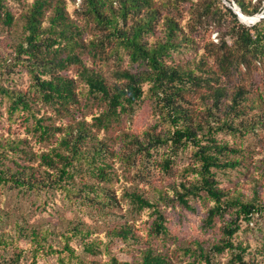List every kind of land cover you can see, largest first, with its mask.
<instances>
[{
  "label": "rangeland",
  "instance_id": "obj_1",
  "mask_svg": "<svg viewBox=\"0 0 264 264\" xmlns=\"http://www.w3.org/2000/svg\"><path fill=\"white\" fill-rule=\"evenodd\" d=\"M33 1L8 0L15 20L11 26L0 25V88L3 86L30 97H34L35 91L34 81L25 67L28 62L25 57L18 63L10 59L16 46L24 41L25 15ZM197 1L180 6L181 24L186 34H189L192 4ZM79 3L80 0H66L73 20H77L75 11ZM221 4L237 5L234 0H222ZM260 28L264 29V23ZM93 36V30L85 33L86 40ZM211 41L218 44L217 33L203 30L189 39L186 46L170 51L166 63L184 71L191 70L197 76L213 78L214 85L218 64L205 50ZM83 58L91 68L102 70L109 83L116 82L114 61L102 66L94 63L89 55ZM258 67L251 75L235 70L220 83L228 92L221 99L225 103L238 86L248 89L244 105L253 107L245 108L246 112L238 118L226 116L223 106L218 109L213 105L210 87H197L184 93L183 104L194 122L202 127L199 129L202 142L214 138L237 150L224 157L237 162V166L216 171L219 187L229 197L254 203L262 209V212L255 211L250 220H240L239 231L229 239L237 249L223 252L214 248L226 240L223 229L236 218V210L231 208L224 218H218L213 227L207 228L204 220L214 202L206 194L191 197L192 209L174 202L177 193L184 190L181 184L190 186L197 179L194 170L198 164L191 145L177 152L171 147L169 140L174 124L165 102L149 91L150 85L144 86L143 97L132 109L123 112L109 129L97 131L92 125L94 117L99 116L106 105L86 97L87 86L79 78L77 67L71 66L63 73L76 79L80 94L72 113L60 116L47 105L38 102L35 105L38 117H47L48 122L62 128L56 138L46 142L34 135V124L25 119L24 112L11 114L10 102L0 91V150L5 149L6 156L8 154L5 160H10L6 163L12 166L13 172L24 167L44 171L38 157L55 148L56 140L76 130L79 122H85L94 137L83 149L92 154L96 147L103 146L104 153L98 163L108 164L110 174L108 181L99 180L87 171L85 163H78L71 185L79 192L71 195L65 190L36 192L17 187L11 180L0 182V264H12L16 259H19L17 264L34 261L36 264H111L112 258L137 264L147 249L163 254L168 264H240L236 258L239 253L247 264H264V64ZM121 68L137 71L128 59ZM144 69L141 68V72ZM135 139L138 141L134 143ZM19 142V151L7 153L8 144ZM138 142L141 145H137ZM167 159L172 162L169 171L164 169ZM85 184L97 192H84ZM103 190H107L110 197L102 196ZM132 192L159 205L165 216L166 233L158 237L151 234L153 209H137L129 197ZM99 195L102 196L99 201L88 200ZM125 227H130L135 237L125 240L118 236L119 230ZM89 243L98 246L95 252L85 249ZM66 245L73 249L74 255L65 251Z\"/></svg>",
  "mask_w": 264,
  "mask_h": 264
},
{
  "label": "trees",
  "instance_id": "obj_2",
  "mask_svg": "<svg viewBox=\"0 0 264 264\" xmlns=\"http://www.w3.org/2000/svg\"><path fill=\"white\" fill-rule=\"evenodd\" d=\"M76 1V0H73ZM193 0H80L75 11L77 20H73L66 7V0H34L25 15L24 41L13 51L10 61L20 62L25 57L26 68L34 81V97L1 86L0 91L10 102L11 114L24 112L25 119L33 122L32 132L41 142L51 141L62 132L55 124L48 122L47 117H38L35 113L36 102L47 105L60 116L71 114L74 105L80 101L77 83L74 77L63 72L71 66L77 67L79 78L86 84V97L95 98L105 103V110L94 117L92 125L96 130L109 129L123 112H128L144 95V86L150 85L149 91L160 101L165 102L166 111L170 114L175 130L170 137L171 147L177 152L180 149L193 147V157L198 167L197 175L190 186L181 184L183 192H178L174 202L192 209L191 197L206 194L214 202L204 220L207 228L213 227L218 218H224L231 208L236 210V218L223 229L227 238L215 250L237 249L229 240L240 229V220H250L254 212H262L260 206L243 202L239 198L229 197L220 187L217 170L235 168L237 162L225 160L224 157L237 153L228 145L220 144L214 138L203 143L199 129L183 104L184 93L197 87H210L214 98L213 105L226 111V116L238 118L252 105L245 106V86H238L225 103L222 97L228 92L223 89L222 80L230 78L233 71H245L251 75L264 64V29L260 28L264 19L252 27L243 24L231 7L221 4L222 0H198L190 12L189 34L185 33L181 21L182 4ZM246 15L259 14L264 7V0H234ZM177 13V14H176ZM15 17L11 12L8 0H0V25H13ZM47 25L45 26V24ZM94 31L91 40H86L85 33ZM216 32L218 44L211 41L205 47L208 57L215 58L218 71L213 78L197 76L191 70H181L169 66L166 58L170 51L186 46L199 32ZM156 36V38H154ZM89 55L94 63L106 66L114 61L116 82L109 83L102 70L91 68L83 58ZM128 59L129 64L137 71L122 69ZM141 68H145L141 72ZM246 108V109H245ZM228 126H230L228 124ZM76 130L63 134L56 140V147L42 153L38 158L44 171L33 167L18 168L13 172L5 149L0 150V182H14L17 187H27L32 191L65 190L69 195L79 192L72 189L78 163H85L87 171L99 180L108 181V164L99 165L98 158L103 155L104 147H96L94 152H87L83 145L93 139V130L85 122H79ZM157 142L159 139H156ZM138 140H134V143ZM163 142V140H160ZM167 141V140H166ZM19 144H8V152L19 151ZM23 144V143H22ZM137 145H141L138 142ZM16 147V148H15ZM23 153L27 152L24 150ZM33 159V158H31ZM172 162L167 159L164 169L169 171ZM11 167V168H10ZM84 192L95 191L88 184ZM71 187V188H69ZM82 191V190H81ZM102 196L110 197L107 190ZM102 196L88 198L99 201ZM132 204L139 210L153 209L151 234L158 237L166 233L165 216L159 205L145 199L141 194H129ZM264 209V206H263ZM118 236L128 240L135 237L130 227L118 232ZM37 237V236H36ZM95 243H89L86 250L95 252ZM66 250L74 255L73 249L66 245ZM240 264H247L241 253L236 254ZM19 260V259H18ZM14 260L12 264H17ZM32 264H36L34 261ZM111 264H132L119 262L112 258ZM137 264H168V259L153 249H147Z\"/></svg>",
  "mask_w": 264,
  "mask_h": 264
},
{
  "label": "water",
  "instance_id": "obj_3",
  "mask_svg": "<svg viewBox=\"0 0 264 264\" xmlns=\"http://www.w3.org/2000/svg\"><path fill=\"white\" fill-rule=\"evenodd\" d=\"M230 7L234 10V12L238 15L239 19L242 21V17L244 16V13L242 12V10L237 6H231ZM262 19H264V13L259 14L258 18L256 19V22L261 21ZM243 22V21H242ZM244 23V22H243ZM246 24V23H245ZM256 24V23H255ZM247 25V24H246Z\"/></svg>",
  "mask_w": 264,
  "mask_h": 264
},
{
  "label": "bare ground",
  "instance_id": "obj_4",
  "mask_svg": "<svg viewBox=\"0 0 264 264\" xmlns=\"http://www.w3.org/2000/svg\"><path fill=\"white\" fill-rule=\"evenodd\" d=\"M258 16H259V14H256L253 16L244 14V16L242 17V21L244 23H246L247 25H253V24L257 23L256 19L258 18Z\"/></svg>",
  "mask_w": 264,
  "mask_h": 264
}]
</instances>
